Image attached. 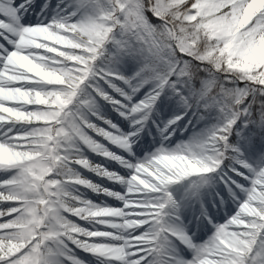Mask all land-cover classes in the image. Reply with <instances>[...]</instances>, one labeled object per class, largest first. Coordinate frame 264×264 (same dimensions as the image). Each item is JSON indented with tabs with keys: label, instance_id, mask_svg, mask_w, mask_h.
<instances>
[{
	"label": "snow or ice",
	"instance_id": "1",
	"mask_svg": "<svg viewBox=\"0 0 264 264\" xmlns=\"http://www.w3.org/2000/svg\"><path fill=\"white\" fill-rule=\"evenodd\" d=\"M0 264H264V0H0Z\"/></svg>",
	"mask_w": 264,
	"mask_h": 264
}]
</instances>
